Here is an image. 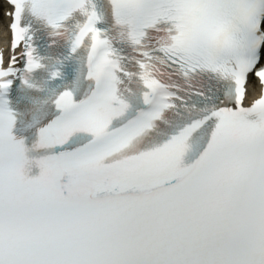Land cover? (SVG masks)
I'll use <instances>...</instances> for the list:
<instances>
[{"label":"snow or ice","instance_id":"1","mask_svg":"<svg viewBox=\"0 0 264 264\" xmlns=\"http://www.w3.org/2000/svg\"><path fill=\"white\" fill-rule=\"evenodd\" d=\"M0 16V264H264V0Z\"/></svg>","mask_w":264,"mask_h":264}]
</instances>
